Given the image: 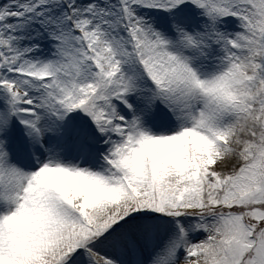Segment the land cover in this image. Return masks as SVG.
Returning <instances> with one entry per match:
<instances>
[{
  "label": "snow or ice",
  "instance_id": "obj_1",
  "mask_svg": "<svg viewBox=\"0 0 264 264\" xmlns=\"http://www.w3.org/2000/svg\"><path fill=\"white\" fill-rule=\"evenodd\" d=\"M0 264H264V0H0Z\"/></svg>",
  "mask_w": 264,
  "mask_h": 264
}]
</instances>
